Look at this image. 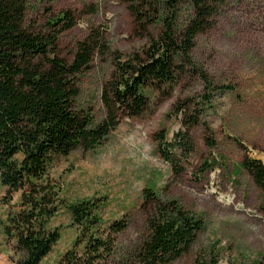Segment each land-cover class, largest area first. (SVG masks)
<instances>
[{"label":"rangeland","instance_id":"1","mask_svg":"<svg viewBox=\"0 0 264 264\" xmlns=\"http://www.w3.org/2000/svg\"><path fill=\"white\" fill-rule=\"evenodd\" d=\"M153 1L158 17L144 27L128 10L134 0H28L26 19L38 31H46L47 22L62 12L73 17V27L56 41V54L65 62L90 32L101 35L103 47L78 76L75 99V106L90 110L96 123L104 116L101 89L116 63L140 55L158 37L170 6L176 9L175 26L188 19L187 0ZM189 59L193 72L168 97L148 92L150 111L122 118L100 145L77 148L56 158L49 169L63 203L99 199L100 227L122 223L108 264H136L155 202L169 200L202 222L191 249L169 264H264V192L241 167L244 157L264 165V0H227L212 27L195 36ZM202 94L209 99L198 104ZM181 115L195 116L198 123L188 128L191 152L186 161L181 158L182 171L175 175L159 156L158 136L171 142ZM144 189L154 201H143ZM5 210L0 201V221ZM49 226L59 238L42 264H55L78 236L63 207ZM16 259L0 231V264Z\"/></svg>","mask_w":264,"mask_h":264},{"label":"trees","instance_id":"2","mask_svg":"<svg viewBox=\"0 0 264 264\" xmlns=\"http://www.w3.org/2000/svg\"><path fill=\"white\" fill-rule=\"evenodd\" d=\"M187 3L190 13L182 26L174 25L176 9L170 6L158 37L140 55L116 63L112 79L101 89L104 116L96 123L90 110L75 106V99L78 76L103 47L101 35L90 32L76 44L70 62H65L56 54V41L74 25L69 12L47 22L42 32L26 19L28 0H0V201L6 208L0 231L17 255L13 264H42L59 238L49 222L61 207L78 236L73 249L55 264H108L122 223L112 221L105 229L100 227L99 199L63 203L48 172L56 158L100 145L122 118H138L150 111L148 92L168 97L193 72L189 59L193 40L212 27L227 0ZM128 10L137 26L145 27L158 17L153 0H134ZM206 99L208 94H202L198 104ZM197 123L195 116L181 115L171 142L158 136L159 156L175 175L182 171L181 158L186 161L191 152L188 128ZM241 167L264 192V165L244 157ZM153 196L149 189L141 194L144 202L154 201ZM146 229L136 264H169L191 249L202 222L173 200L156 201Z\"/></svg>","mask_w":264,"mask_h":264}]
</instances>
